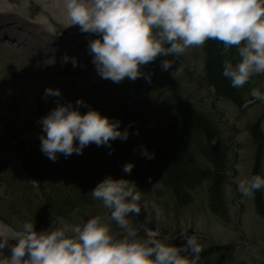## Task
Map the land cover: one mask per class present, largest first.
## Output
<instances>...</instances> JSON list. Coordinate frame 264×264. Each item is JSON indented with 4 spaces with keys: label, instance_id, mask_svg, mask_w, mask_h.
Wrapping results in <instances>:
<instances>
[{
    "label": "rangeland",
    "instance_id": "1",
    "mask_svg": "<svg viewBox=\"0 0 264 264\" xmlns=\"http://www.w3.org/2000/svg\"><path fill=\"white\" fill-rule=\"evenodd\" d=\"M0 3L22 5L21 0H0ZM23 6L28 15L34 16L33 21L43 13L36 0ZM54 25L62 31L67 27L59 22ZM65 54L76 57V67L70 61L64 62ZM163 59L158 56L142 66V72L151 75L150 82L141 76L135 81L125 78L114 83L97 73L87 48L43 56L36 51L29 54L18 47L0 46V233L10 244L26 221H34L39 231L58 227L62 222L86 220L90 215L107 216L109 210L92 198L91 190L106 175H111L133 181L139 188L141 212L130 219L141 235L148 231L158 233L157 238L173 236L170 242L180 246L184 244L180 232L187 230L198 237L203 248L201 264H264V220L256 212L255 196L243 197L237 188L242 179L253 175L257 160L258 175L264 176V102L250 95L252 88L264 91V75L254 76L240 88L247 99L238 107L215 96L213 88L202 82L203 46L189 48L179 57L169 56L173 64L167 71L161 69ZM49 86L58 88L62 95L45 97V88ZM95 92L97 97L92 95ZM88 96L94 97L96 108L103 104V115L120 121L121 130L130 124L129 135L126 140L111 141V154L109 148L91 143L92 149L83 157L67 160L62 155L55 162L48 160L51 166L56 165L54 176L50 177L54 187L71 188V179L80 174L81 186L91 196L87 197L89 203H79L75 210L55 217L44 207V195L50 193V187L43 189L44 185L39 186L30 178L22 156L35 149L41 151L40 118L56 106L57 99L78 107L76 100L85 102ZM185 107L204 114L228 148L225 217L217 216L209 208L210 174L192 192L191 201L180 207L163 185L159 170L141 155L143 148L154 152L166 122L174 120L180 126ZM256 122L261 141H256L250 132ZM43 162L46 164L47 160ZM126 162L134 164L130 173L123 171ZM79 166L84 175L76 173ZM260 191L264 202V190ZM111 227L120 232L115 222H111ZM4 254L10 255L7 248Z\"/></svg>",
    "mask_w": 264,
    "mask_h": 264
},
{
    "label": "clouds",
    "instance_id": "2",
    "mask_svg": "<svg viewBox=\"0 0 264 264\" xmlns=\"http://www.w3.org/2000/svg\"><path fill=\"white\" fill-rule=\"evenodd\" d=\"M69 25H78L81 33L98 34L89 39L87 50L97 73L103 79L119 83L151 75L142 66L164 57L161 69L172 67L171 57H179L206 41L222 44V74L233 88H242L254 76L264 75V0H61ZM38 22L47 25V17ZM235 48V55L231 50ZM65 63L77 66L76 57L64 55ZM58 88H45L44 96L59 98ZM254 100L264 102V91L252 88ZM76 105H84L82 99ZM40 148L55 162L82 154L90 143L109 148L117 138L126 140L131 125L120 128L118 119H110L88 107L81 112L71 102L61 103L40 118ZM141 155L154 158L146 148ZM134 164L126 162L123 171L130 173ZM238 191L254 198L264 190V176L255 174L242 179ZM133 181L106 175L91 190L94 200L109 210L107 216L90 215L75 223L62 222L52 229L37 231L34 221H26L12 237L0 234V264H201L203 251L198 237L181 230L184 244L170 241L173 236L157 238L158 233L141 235L131 216L141 212V193ZM111 222L120 229L114 232ZM10 255H5V249Z\"/></svg>",
    "mask_w": 264,
    "mask_h": 264
},
{
    "label": "trees",
    "instance_id": "3",
    "mask_svg": "<svg viewBox=\"0 0 264 264\" xmlns=\"http://www.w3.org/2000/svg\"><path fill=\"white\" fill-rule=\"evenodd\" d=\"M222 47V44L215 40H208L203 45L205 60L201 80L205 85L214 89L215 96L225 98L239 107L247 98L242 96L240 88H233L230 80L222 74V60L225 58L221 55ZM231 55H235V48L231 50ZM92 95L97 97L96 92ZM93 98L88 96L84 105L78 106L80 111L83 113L91 107L102 115L105 114L103 104L96 108L97 102ZM250 132L256 141L262 140L257 122L251 125ZM92 147L90 143L82 150V154L73 153L68 157L70 160H73L75 156L83 157L90 152ZM62 155L59 154L58 158ZM145 159L151 160L153 166L159 170L163 185L169 189L176 204L180 207L191 201L192 192L210 174L212 181L207 189L209 208L217 216L225 217L224 184L229 162L228 148L204 114L194 108H183L180 126H177L174 120L166 122L154 149V158ZM44 160H47L46 164ZM48 160L49 158L43 155L42 151L37 152L36 149L22 156L23 166L29 172L30 178L39 186L44 185L43 189L50 187V193L44 195V207L46 206L55 217H58L63 216L65 212L75 210L79 203H89L91 196H88L85 186H81L82 175L77 174L71 179V188L63 190L61 186L54 187L51 184L50 177L54 176L53 170L56 165L51 166ZM258 169L257 160L253 175L258 174ZM76 170V173L84 175L81 166ZM87 197L90 198L87 200ZM255 208L257 214L264 220V202L261 191L255 193Z\"/></svg>",
    "mask_w": 264,
    "mask_h": 264
},
{
    "label": "bare ground",
    "instance_id": "4",
    "mask_svg": "<svg viewBox=\"0 0 264 264\" xmlns=\"http://www.w3.org/2000/svg\"><path fill=\"white\" fill-rule=\"evenodd\" d=\"M27 1L30 0H21L22 5L16 7L0 3V46L10 49L18 47L29 54L36 51L43 56H54L87 48L88 40L98 35L81 33L78 25H69L70 21L64 13L61 0H36L42 5L43 13L36 21L25 22L22 18L28 16V10L23 5ZM42 16L47 17L51 31H48L47 25L38 22ZM55 22L64 24L66 29L57 30Z\"/></svg>",
    "mask_w": 264,
    "mask_h": 264
}]
</instances>
